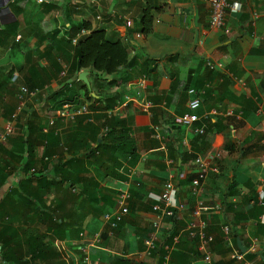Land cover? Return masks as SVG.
Here are the masks:
<instances>
[{
	"label": "crops",
	"instance_id": "obj_1",
	"mask_svg": "<svg viewBox=\"0 0 264 264\" xmlns=\"http://www.w3.org/2000/svg\"><path fill=\"white\" fill-rule=\"evenodd\" d=\"M229 2L240 4L241 10L227 13L225 24L229 34H226L223 30L209 29V7L203 0H1L0 134L15 109L18 87L36 85L33 90H38V95L20 115L7 142L0 144V205L7 192L17 188L26 176L28 156L22 143L24 137L25 141L28 139L33 159L38 160L49 152L51 161L56 162L66 157V151L84 158L85 147L92 144V138L104 137L101 116L95 109L73 122L56 120L54 129H50L61 140L57 147L46 149L39 136L41 128L50 118L57 117L65 104H90L91 109L93 102L87 97L100 101L93 104L99 107L103 95L117 93L116 116L129 129L137 150L136 164L130 167L123 159L116 158L121 164L114 168L117 177L105 175L115 160L108 151L99 150L96 160L83 159L87 172L76 177L81 180L76 192H67L70 195L67 196L52 191L44 197L47 203H53L56 211L60 210L56 199L70 197L61 210L77 211V216L65 220L66 230L80 227L88 238L97 232L102 234L100 246L89 249L91 264H157L151 254L143 253L154 219V201L150 196L160 194L168 180L177 190L176 220L170 224L164 219L157 247L164 244L167 232L172 234L171 247L163 248L170 264H208L197 250L198 241L190 239L186 230L198 198L204 205L220 203L224 207L223 212L201 215L207 222V234L213 239L208 246L209 264H264L261 263L264 262L261 259L264 201L257 204V192L264 187V117L256 113L258 107L264 108V0ZM146 7L155 14L150 33L144 35L140 31V17ZM82 21L92 31L104 29L112 40L121 39L137 71L134 72L141 74L136 76L122 68L116 75L131 72V80L108 88L112 77L96 79L89 70L68 75L74 52L60 41L67 39L72 27ZM13 24H17L16 32H7ZM207 61L221 62L223 68L209 69ZM56 66L62 71L54 80L53 74L43 70H54ZM80 72L88 73V86L79 80ZM230 77L242 80L244 86ZM59 81L67 85L61 92ZM189 89L200 92L197 114L209 115L203 135L194 132L199 123L191 128L180 123L191 98ZM71 97L73 102L58 107ZM139 104H149L150 108L143 111ZM227 111L235 116L225 117ZM85 122H92L95 127L91 129ZM152 124L159 126L163 141L152 138ZM97 127L100 129L96 133ZM196 156L208 157L210 166L217 168L216 172L207 174L203 193L198 197L190 194V181L197 172L193 163ZM96 171L101 174L99 177ZM91 178L99 182L100 194L109 203L106 211L115 207L118 191L126 190L130 194L128 214L112 232L102 227V216L95 219L89 215V205H84L78 197L77 191ZM230 186L233 189L228 197ZM25 214L16 226L18 230L27 226L23 224ZM80 215L78 224L76 218ZM37 223L33 222L34 228H38ZM226 224L231 228L228 239L223 232ZM21 232L18 231L17 243L24 241ZM47 235V241L52 239V244L55 239L66 241L78 254L84 246L78 238ZM237 253L243 254L242 261L234 260ZM0 264L5 263L0 260Z\"/></svg>",
	"mask_w": 264,
	"mask_h": 264
},
{
	"label": "trees",
	"instance_id": "obj_2",
	"mask_svg": "<svg viewBox=\"0 0 264 264\" xmlns=\"http://www.w3.org/2000/svg\"><path fill=\"white\" fill-rule=\"evenodd\" d=\"M154 14V10L149 7L142 9L140 17V31L142 34L147 35L150 33ZM16 29L17 24H13L8 26L6 31L16 32ZM81 31H85L86 34L77 37ZM70 32L67 39L62 38L60 41L65 43L68 49L74 52L68 75H73L80 70H89L96 79L112 77L107 84V88L109 85H125L131 80V72H125L122 76L116 75L122 68L133 71L132 73L136 76L139 75L140 72L138 71V73H136L135 66L132 64V61L129 60L127 46L121 39L116 38L112 40L107 36L104 29L92 31L91 26L84 21L72 27ZM76 37L77 41L72 46L71 39ZM142 67L143 66H141V68ZM43 71L44 73L48 71L49 74H53L51 78L56 80L62 70L56 66L54 70L44 69ZM142 71H144V69ZM58 85H61L59 92L67 88V85L60 81ZM28 87L33 90L36 85H28ZM82 87L86 90V96H88L87 87L85 85ZM87 100L93 102V104L94 102H100L91 97H87ZM99 100H101L100 106L97 107L92 104L91 109L93 111L96 110V113L101 116L102 124L100 128L104 133V137L101 136L100 139H98L95 135V137L92 138L91 143L93 145L91 144L85 147L83 154L84 158H82V156L77 158L72 153L66 151V157L62 156L56 162H52L53 160L51 161V155L49 154L48 156L49 152H46L45 155L38 160L36 158L33 159L28 139L27 141H25V137L22 139V143L26 145L25 150L28 156L27 162L29 164H26L24 168L26 176L24 179L20 180L17 188H11L9 192H7L0 205V260L3 263L64 264L53 247L51 242L52 239L46 240L48 237L47 233H52L54 236L60 238H79V235L82 233L80 227L66 230L67 228L65 225V220L70 219L72 216L74 217L77 211L70 212L61 210L64 202L70 200V197L66 198L65 196L61 200L56 199L57 207L60 208L59 211H56L53 207V203H47L45 200L44 197L46 194L57 191L70 196L67 192H76L75 187L77 183H81V180L76 177L87 172L83 159L96 160L95 154L99 150L104 153L108 151L113 155V159L115 160L112 169H110V166V170H108L105 175H110L114 178L117 177L114 168L118 169L121 167V164L119 161L117 162L116 158L123 159L130 167L136 164L138 155L134 141L129 137V129H127L122 120L117 118L116 113L110 116L105 113V111L114 109V106L119 100V95L117 93L103 95ZM68 101L73 102L74 99L71 97L69 100L60 102L58 107L61 106L62 103ZM85 125H88L91 129L95 127L92 122H85ZM100 128H95V132L97 133ZM50 130L47 134H42L40 130L39 136L41 141L45 142V144H43L46 149L51 146L57 147L61 142L59 136L53 134L54 130ZM95 174L97 177L101 175L98 171H96ZM32 184L35 185L33 192L31 190ZM231 189H233V186L228 188V197H231L232 192H229ZM77 192L79 193L78 197L80 199L82 198L81 202L84 205H89V211L90 208H92V212L88 211V213L95 219L111 210L106 211V207H108L109 203L107 199L103 198L104 196L100 194L101 187L99 186V182L95 181L93 178L84 181L83 186ZM14 196H17V198H14ZM72 199H76L74 193ZM9 210L11 211L9 212ZM175 211L176 209L173 211L171 217L165 218V221L173 224L176 220ZM23 214H25L26 219V221H23V224L27 226L23 230H18L16 226L21 223ZM83 215H85V213H83ZM78 218L76 219L78 224H80L81 215L78 216ZM34 221L38 222L36 225L38 228L33 227ZM18 231H22L21 233L24 238L22 243H17L19 237ZM165 237L164 244L156 247L151 253V258L157 259V264H162L163 262V257L165 255L163 249L164 245L169 248L172 244V234L167 232ZM249 258L253 259L254 257L250 256ZM263 258L262 256L261 259ZM261 263H264L263 260H261Z\"/></svg>",
	"mask_w": 264,
	"mask_h": 264
},
{
	"label": "built area",
	"instance_id": "obj_3",
	"mask_svg": "<svg viewBox=\"0 0 264 264\" xmlns=\"http://www.w3.org/2000/svg\"><path fill=\"white\" fill-rule=\"evenodd\" d=\"M1 1V0H0ZM209 7V20L208 27L211 30H223L226 34H229V30L226 28L225 18L228 12H239L241 10V5L238 3H230L229 0H203ZM99 19V17H97ZM128 25L130 21H127ZM85 31H81L79 36L85 35ZM77 38H72L71 43L74 45ZM206 66L209 69H219L223 68L221 62L212 63L210 61L206 62ZM232 78V77H230ZM235 83L240 86H244V82L237 78H232ZM200 92H196L194 89L188 90V95L190 99L187 103V111L183 113L180 117V123L185 128H191L194 124L199 123V125L194 129V132L198 135H203L207 129V123L209 120V115L203 114L198 115L197 110L200 107ZM38 95V90H29L25 86H19L15 99L16 105L13 113L10 116L9 122L5 125L4 131L0 134V144H5L14 132L15 124L23 114L24 109L28 104L33 102ZM128 101V100H127ZM140 109L143 111H148L150 108L149 104H139ZM118 110L114 108L112 110L105 111V113L110 116L116 113ZM90 109V104L78 105L75 103L65 104L59 111V114L55 118H50L47 124L41 128L42 134H47L50 128L55 126L56 120H61L63 122H73L77 118L90 115L92 113ZM256 113L264 117V108L258 107ZM225 117L235 116L232 111H227L224 113ZM240 116V114H238ZM152 132V138L158 142L164 140V136L161 134L160 128L157 125L152 124L150 126ZM193 163L197 168L195 177L190 181V194L194 197H198L203 193V182L209 172H216L217 168L210 166L208 157L196 156L193 159ZM176 197L177 190L174 184L168 180L163 185L162 191L158 195H151L150 198L154 201L152 205V212L154 214V219L152 221V230L145 239V250L144 255L149 256L153 250L157 247L159 241L160 232L162 229V223L166 217H171L173 211L176 209ZM130 201V194L126 190L118 191L115 207L110 211L102 215V227L108 229L109 231L115 230L118 225L122 222L123 218L128 214V202ZM264 201V187L257 192V204L261 205ZM224 207L222 204L204 205L202 200L198 198L196 200V208L192 212V220L186 225V230L190 239H196L198 241L197 250L201 253L202 260L205 263L211 262V255L208 251V246L212 243L213 239L207 234V222L201 219L202 214H214L223 212ZM223 232L225 238L228 239L231 234V228L229 225L223 226ZM78 240L83 243V247L77 251L72 248L66 241L57 240L53 241V247L57 251L60 260L64 264H91L89 249L98 248L102 242V234L97 232L88 238L85 234L81 233ZM169 250L168 247H164ZM252 251L254 247L251 248ZM234 260L242 261L243 254L237 253L234 256ZM162 264H170L169 255L166 254L163 257Z\"/></svg>",
	"mask_w": 264,
	"mask_h": 264
},
{
	"label": "water",
	"instance_id": "obj_4",
	"mask_svg": "<svg viewBox=\"0 0 264 264\" xmlns=\"http://www.w3.org/2000/svg\"><path fill=\"white\" fill-rule=\"evenodd\" d=\"M197 16L195 17V25L197 26ZM88 73L87 72H80L78 74V78L79 80L84 83L86 86H88ZM176 203H177V207H178V197H176Z\"/></svg>",
	"mask_w": 264,
	"mask_h": 264
},
{
	"label": "rangeland",
	"instance_id": "obj_5",
	"mask_svg": "<svg viewBox=\"0 0 264 264\" xmlns=\"http://www.w3.org/2000/svg\"><path fill=\"white\" fill-rule=\"evenodd\" d=\"M14 84H16V81H15V83ZM20 86H25V85H20ZM26 88H28L27 86H25ZM19 88V87H18ZM29 89V88H28ZM18 90V89H17ZM29 90H31V89H29ZM34 90H36V89H34Z\"/></svg>",
	"mask_w": 264,
	"mask_h": 264
}]
</instances>
